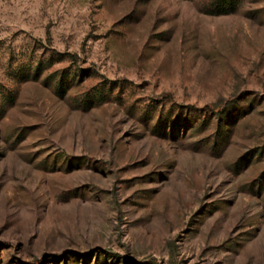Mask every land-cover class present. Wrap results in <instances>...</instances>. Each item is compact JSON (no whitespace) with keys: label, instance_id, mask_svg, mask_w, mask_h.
Masks as SVG:
<instances>
[{"label":"rangeland","instance_id":"1","mask_svg":"<svg viewBox=\"0 0 264 264\" xmlns=\"http://www.w3.org/2000/svg\"><path fill=\"white\" fill-rule=\"evenodd\" d=\"M0 264H264V0H0Z\"/></svg>","mask_w":264,"mask_h":264}]
</instances>
